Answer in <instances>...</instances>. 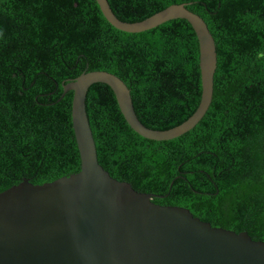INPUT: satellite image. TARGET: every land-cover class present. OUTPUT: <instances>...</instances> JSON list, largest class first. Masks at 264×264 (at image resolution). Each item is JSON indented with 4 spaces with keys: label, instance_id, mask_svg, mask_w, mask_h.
<instances>
[{
    "label": "trees",
    "instance_id": "16d2710c",
    "mask_svg": "<svg viewBox=\"0 0 264 264\" xmlns=\"http://www.w3.org/2000/svg\"><path fill=\"white\" fill-rule=\"evenodd\" d=\"M107 2L125 23L189 4L214 39L217 69L204 118L166 142L137 135L110 88L91 86L98 163L135 191L163 196L154 204L264 242V0ZM84 71L121 79L152 130L180 125L201 98L198 41L184 20L129 34L110 26L95 0H0V193L79 172L73 93L60 98Z\"/></svg>",
    "mask_w": 264,
    "mask_h": 264
},
{
    "label": "water",
    "instance_id": "95a60500",
    "mask_svg": "<svg viewBox=\"0 0 264 264\" xmlns=\"http://www.w3.org/2000/svg\"><path fill=\"white\" fill-rule=\"evenodd\" d=\"M95 2L108 24L124 33L186 21L198 41L199 105L180 125L158 131L141 124L130 90L113 74L84 71L64 84L60 99L73 93L71 122L80 170L43 185L24 179L0 193V264H264V242L252 240L246 232L212 227L187 209L154 204L152 199L163 196L135 191L98 163L86 112L91 86L110 88L137 135L171 141L194 129L210 108L217 52L206 23L187 9L189 4L171 5L141 22L125 23L113 14L107 0Z\"/></svg>",
    "mask_w": 264,
    "mask_h": 264
}]
</instances>
